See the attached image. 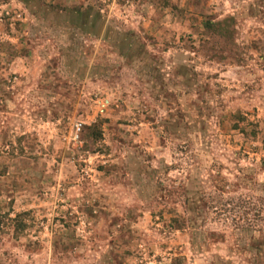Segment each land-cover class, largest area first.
<instances>
[{"label": "rangeland", "instance_id": "rangeland-1", "mask_svg": "<svg viewBox=\"0 0 264 264\" xmlns=\"http://www.w3.org/2000/svg\"><path fill=\"white\" fill-rule=\"evenodd\" d=\"M0 219V264H264V0H0Z\"/></svg>", "mask_w": 264, "mask_h": 264}, {"label": "trees", "instance_id": "trees-1", "mask_svg": "<svg viewBox=\"0 0 264 264\" xmlns=\"http://www.w3.org/2000/svg\"><path fill=\"white\" fill-rule=\"evenodd\" d=\"M206 26H208L209 28H211L212 29V33H217V31L219 32V33H228V31H226L225 29H224V27H221V24H219V23H216V24H212L211 22H209V21H207L206 22ZM218 28V29H217ZM230 33V32H229ZM2 223V221H1V219H0V232H1V224Z\"/></svg>", "mask_w": 264, "mask_h": 264}, {"label": "built area", "instance_id": "built-area-1", "mask_svg": "<svg viewBox=\"0 0 264 264\" xmlns=\"http://www.w3.org/2000/svg\"><path fill=\"white\" fill-rule=\"evenodd\" d=\"M76 135H78V132L80 131V129H81V124H76Z\"/></svg>", "mask_w": 264, "mask_h": 264}]
</instances>
